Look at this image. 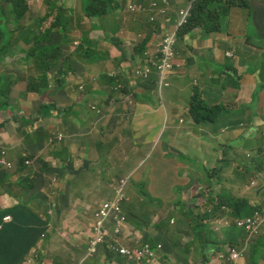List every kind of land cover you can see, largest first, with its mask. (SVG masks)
I'll list each match as a JSON object with an SVG mask.
<instances>
[{
  "label": "crops",
  "instance_id": "crops-1",
  "mask_svg": "<svg viewBox=\"0 0 264 264\" xmlns=\"http://www.w3.org/2000/svg\"><path fill=\"white\" fill-rule=\"evenodd\" d=\"M26 1L33 9L34 2ZM111 1L118 11L116 20L120 31L116 35L104 31L98 18L90 19L84 13L83 25L79 26L74 15L79 8L77 0H63L72 9L71 25L76 24L73 36L79 38L83 31H88L96 54L88 62L78 61V69L75 67V72L62 77L63 83L51 79L49 73L47 92L25 94L30 76L41 72V67L34 66L32 58L27 60L24 50L29 45L23 40L13 43L9 55L0 59V66L7 68L1 74L9 73L14 85L20 84L26 99V104L19 105L8 94L10 104L0 112L8 117L5 126H2L4 120H0L3 128L0 146L9 148L10 160L14 162L19 161L17 153H21L50 163L45 172H41L40 163L36 172L17 167L9 178L2 176L0 255L6 257L7 253V264H124L120 255L106 245L86 257L96 211L104 200L113 197L118 181L115 180L110 197H99L96 206L89 201L107 189L106 184L99 188L106 178L99 176V168L105 172V161H112L119 168L128 162L130 152L138 154L153 145L154 157L149 168L136 166L132 173L137 181L142 178L147 181L151 193L157 196L153 198L158 205L148 210L147 225L129 221L124 229L125 242L136 238L144 242L147 238L163 243L164 250H158L157 258L145 264H228L221 260L220 253H225L230 246L241 245L247 248L234 264H264V225L259 235L249 239L245 231L235 226L239 217L229 206L231 198H246L250 206L264 207V163L258 164L261 181L252 177L249 182L250 167L246 160L250 156H244V151L264 155L261 145L264 141L251 134L256 125L264 128V87L260 88L257 79V70L261 68L264 80V45L250 44L252 37L246 25L249 18L241 15L246 21L233 26L228 18L239 12H235L236 6L222 0L214 7L221 11L224 20L221 31L208 33L200 27L189 31L182 28L176 45L177 67L170 86L164 89V96L160 100L154 95L156 103L136 99L129 108L127 102L133 96L123 98L116 90L111 97L115 87L101 82V73L112 74L109 64L116 57L123 56L126 65L144 64L147 58L158 60L156 46L162 34L177 24L180 8L187 7L189 1L179 7L178 3L185 0H172L167 10L169 22H163L158 9L142 14L125 11L128 3L142 0ZM252 1L256 3L255 17L261 20L260 31L264 36V0ZM221 4L225 7L221 8ZM176 8L179 9L176 11ZM44 10L45 6L41 13ZM153 15L155 20H151ZM158 19L153 24L157 30L150 36L153 26L150 21ZM22 24H30L29 18L25 16ZM74 48L64 46L67 52ZM228 52L234 55L228 58ZM231 74L238 77L239 88L231 85ZM95 75H100V79L94 81ZM157 79L155 72L144 84L147 93L157 86ZM123 80L126 89L128 81ZM129 80L133 86V80ZM135 89L143 94L141 87ZM195 89L210 104L226 106L215 120L197 123L191 116L189 104ZM255 96L260 102L258 110L251 106ZM125 132L128 133L124 135ZM53 134L62 137L55 146H50L48 137ZM250 141L256 145H250ZM239 142L246 146L239 153L223 162L216 160L220 146ZM122 143L127 144L126 150L122 149ZM135 163L134 159L121 172ZM227 167L228 171L217 176ZM27 174L35 181L33 189L18 185ZM163 194L174 198L167 200ZM222 202L224 205L218 206ZM19 204H26L30 212L24 213L21 206L17 208ZM166 208L179 212L172 210L166 214ZM190 211L196 213L194 218H188ZM138 212H141L140 206ZM9 215L15 219L5 221ZM199 215H203L205 233L197 238L192 228ZM4 223L9 226L7 229L2 227ZM6 230L7 240H4Z\"/></svg>",
  "mask_w": 264,
  "mask_h": 264
},
{
  "label": "trees",
  "instance_id": "trees-1",
  "mask_svg": "<svg viewBox=\"0 0 264 264\" xmlns=\"http://www.w3.org/2000/svg\"><path fill=\"white\" fill-rule=\"evenodd\" d=\"M191 3V7L189 8V14L182 22V28L186 31L190 29L200 27L204 31L211 33L221 31L222 26L224 25V20L221 16V11L215 6L219 5L222 0H187ZM13 4V8H6L5 4ZM47 4L45 10L39 14L33 24H28V26H23L22 20L26 16V12L29 10L28 2L26 0H2L0 1V10H2L3 21L0 22V58L6 57L9 54V50L13 43L22 41L29 45L28 49H25L27 59H31L33 61L34 66H40L41 72L33 74L30 76L27 82V88L25 90V94L29 92L43 93L47 89L50 88V80L49 73L51 70L55 69L57 74H59L60 78H58L57 82L63 83L62 77L67 75L69 72H74L75 67L78 69L77 63L78 61L88 62L91 59L95 58L96 51L93 49V41L90 38V33L88 31H83L82 36L76 38L73 36V28L76 27V24L71 25L73 22L72 19V9L67 7L63 0H44ZM79 8L75 10L74 15H79L82 17V13L90 19L94 17L99 19L100 25L103 27L104 31H108L107 26L105 25L106 16L102 13V9L104 6L113 4L114 1L111 0H77ZM227 4L229 6H251L252 3L249 0H227ZM225 6L221 5V8ZM13 18V22L16 23L17 27L15 29H9L6 20L8 18ZM10 18V19H11ZM78 19V17H77ZM79 20V19H78ZM82 20V18H81ZM81 20H79V25L82 26ZM117 24V23H115ZM117 26L114 25V28ZM181 28V29H182ZM34 33L35 35L30 38L29 34ZM182 34V32L179 31ZM109 39V37L107 36ZM179 40V38H178ZM178 40L175 45H177ZM75 46L72 52H67L64 50V46ZM159 57V56H157ZM62 63V66H58ZM153 73H157L159 77V73L156 71L155 65H152ZM257 79L260 84V88L264 87V81L261 78V68L257 70ZM0 112L6 108L10 104L11 98L6 94L4 87L2 85L4 76L0 74ZM100 79V75L97 76ZM127 80V86L130 84V80L127 78L118 79L113 74H103L101 73V82L107 84H113L114 90L111 97H114L116 93V89L121 90L122 86H125V81ZM133 86L144 87L140 84V82L133 80ZM149 96L143 95L141 92L134 91L132 93L133 99L136 102V99H143L150 103H156L154 101V95L158 99H162L164 96V92L160 93L158 90V86L152 88L149 91ZM226 108L223 103L210 104L205 96L202 95V92L198 89H195L192 93L189 111L195 122L201 123L206 121L215 120L221 111ZM126 115H129L127 113ZM3 123L8 121L7 115L3 116ZM2 125V124H1ZM0 125V129H3ZM48 142L50 146H55L58 143V136L53 134L48 137ZM0 155L4 154V151L7 153H11L8 147L0 146ZM28 158H32L29 156ZM41 165V172L46 171V166H50V163L44 160L43 158H37L36 165L32 168V172H36L37 168ZM15 164V163H14ZM13 164V165H14ZM19 168H22L23 171L26 169L25 165H23V158L19 161ZM1 174L6 175V177H10L12 175L11 171L2 170ZM53 180L56 178L53 177ZM35 181L27 174V176L18 183L19 186L32 188L34 187ZM224 205V202L218 204V206ZM250 202L246 198L240 199H232L229 206L232 207L233 214L238 216L239 218L245 215H251L255 209L250 206ZM21 206V210L24 213L30 212V210L26 207V204ZM262 210V208H259ZM126 218V214H123ZM188 218L191 219L194 214L190 211L187 214ZM199 220H194L195 225L192 228V232L195 237H200L204 232V224H203V215L198 216ZM15 219V217H13ZM19 218L16 219L15 224L18 222ZM6 223V222H5ZM2 225L4 229H7V224ZM7 227V228H6ZM1 232V231H0ZM2 234V232H1ZM0 234V236H1ZM124 233L122 232L119 236V240L122 244L127 246H134L135 244L128 241H124ZM207 238V236H206ZM205 238V242H208ZM146 241L151 242L153 245H156L153 241L145 238ZM4 240H7V230L5 234ZM242 242H245L242 241ZM212 244L214 242H211ZM237 248H241V250H246L245 246H237ZM7 252V251H6ZM229 249L227 251L220 253L221 260H226L228 264H234L235 261L241 259L239 257L237 260H233L229 258L228 255ZM7 257V253H6ZM6 257L0 255V264H7ZM127 262L129 263L128 258ZM152 260L146 261L151 262Z\"/></svg>",
  "mask_w": 264,
  "mask_h": 264
},
{
  "label": "rangeland",
  "instance_id": "rangeland-1",
  "mask_svg": "<svg viewBox=\"0 0 264 264\" xmlns=\"http://www.w3.org/2000/svg\"><path fill=\"white\" fill-rule=\"evenodd\" d=\"M28 1L34 2L33 9H31V6L29 5L30 10L26 12V17H28L29 22L31 24H33L35 22L36 18L39 16L41 11L43 10L44 6L47 7V4L44 2V0H42L40 3L37 0H28ZM249 1L252 3L251 6H247V7L236 6L235 12L238 10L239 13L233 14L231 17L228 18V21L230 23H232L233 26H239V25H241V22L246 21L244 18H241V15H246V18H249L248 24L246 23L247 29L249 31V36L252 37V42H250V44H252L256 47H260V46L264 45V36L261 34V31H260L261 30V20H258L255 17L256 9L254 7L256 6V3L252 0H249ZM186 4H187L186 0L178 3L179 7L180 6H186ZM114 5L115 4L104 6L102 9V13H104L106 16L105 25L108 28V32H111L113 35H116V32L120 31V27H119L118 22L116 20L118 11H117V9L114 8ZM221 5H223V4H221ZM189 7H190V5L188 4L187 7L180 8L179 14L181 17L186 13L187 8H189ZM8 8H13V4L9 2L8 6H6L5 9H8ZM178 9L179 8H176V11ZM142 13H144V10H138V11H136L135 14H142ZM77 17L79 20H81L79 15ZM179 20L180 19H178V21ZM1 21H3L2 10H0V22ZM6 23L8 24L9 29H15L17 27L16 23L13 22V18L7 19ZM115 23H117V24H115ZM153 24H155V23H152L150 25H153ZM114 25H116L117 27L114 28ZM177 25H178V22L174 27H172L170 30H168L167 32L162 34L160 41H159L158 45L156 46V51H157L156 57L159 56V57H157V59H160V50L162 49V44L164 42V39L167 36H169L172 33L177 31ZM23 26H25V25H23ZM26 26H28V25H26ZM77 29H81V28H77ZM156 30H157V25L151 26L150 36L155 34ZM77 33L80 34L79 32H77ZM34 35H35L34 33L29 34L30 38L33 37ZM170 41H171V37H169L165 41V45L163 47V50H166V51L170 50ZM262 49H264V47ZM232 53L231 52L226 53V57H228V58H229V56L232 57L234 55V52H232ZM6 57H7V55H6ZM252 59H253V56H252ZM27 60H29V59H27ZM256 60H257V58H256ZM155 61L156 60H151V59L147 58V60L144 64L138 65L136 63H133V64L128 63L126 65V60L124 59V62H123V56H121L120 59L118 57L113 58V60L109 64V69L111 70L112 74L114 76H116V78L122 79V78L126 77L127 79L136 80V81L140 82V84L143 87L146 88L147 86H144V84L152 79V75H153L152 65L154 64ZM6 70H7L6 67L0 66V74L2 71H6ZM99 71H102V69H100ZM95 73H98V71H96ZM123 73H125V76L122 75ZM51 75H52L51 79H53V80H58V78L60 77L59 74H57L55 69L51 70ZM230 78L232 81L231 85L234 88H239L241 83H240L238 77L234 74H231ZM3 80L4 81H3L2 85L4 87L6 94H12L13 100L15 103H17L19 105L26 104L25 103L26 99H25V96L23 94V90H22V87L20 86V84L17 83L15 86L14 82L11 79H9V73L6 74V72H4ZM135 87L136 86L129 85V86H127L126 89H124L122 84H121L122 89L118 90V88H117L116 90H118L119 93H122L121 96L123 98H126L129 95L132 96V93L134 91L139 90V89H135ZM142 90H143V95L149 96V94L147 93L146 90H144V89H142ZM47 91H48V89H47ZM47 91H45V92H47ZM135 103L136 102L134 101L133 98H132V100L127 102L129 108L131 106H133ZM259 104H260V102H259L257 96H255V101L253 100V102L251 103V106L254 107L256 110H258ZM239 112L241 113V111H239ZM3 119H4L3 116L0 115V120H3ZM6 123H4V125H2V126H5ZM262 126L263 125H256V127H254V131L251 134L260 136L259 139L264 141V128H261ZM119 128H120L119 130L123 129V127H119ZM127 133L128 132H125L124 135H126ZM128 136H129V134H128ZM128 136H126V141L129 143ZM231 144L232 145L229 147L220 146L218 148V150L216 152V156H215L217 161L223 162L225 160H228V159H230V157L234 153H239L242 149H244L246 147L243 143H240V142L239 143H231ZM249 144L250 145H256L255 143H253L251 141L249 142ZM261 145L264 148V144H261ZM121 147H122V149L126 150L128 146L126 143H122ZM152 150H153V145L150 146L149 148H143L138 154H133L130 152L129 158L127 159L128 162L123 163L121 165V167H119V168L116 167L112 161H108V160L105 161L104 162V163H106L104 165L105 172H103L102 169L99 168V170H100L99 176L100 177L105 176L106 178H105L103 184H101L99 186V188L106 184L107 189L103 194H100L98 196H94L93 199H91L89 202L91 204H93L94 206H96V202L99 201L98 200L99 197L108 198L113 194V192H114L113 187L115 184V180H116V183L118 181V183L116 184V186H117L121 182V179H126V183H125L124 188L126 191L127 201L124 203V211L126 210L125 214L127 216V224H130L129 221H135L137 223L147 225V223H148V220L146 219L147 218V212L149 209L154 208L158 205L157 201H155L153 198V197H157V196L156 195L153 196V194L151 193L150 187H149L148 183H146L147 181L144 178L140 179L139 181L136 180L134 174L132 173V169H134V167H136V166L138 168H142L144 166L149 168L150 162H151L152 158L154 157V155L152 154ZM247 154H249V156H250L246 160L249 164V167H250V173L247 174L249 176V182H250V179L252 177L260 179L258 164L264 163V155H261L257 152H253V151H251V152L244 151V156H246ZM26 156H29V155H26ZM17 157L19 160L24 158V156H22L21 153H17ZM39 159H40V157H39ZM134 159L136 161L135 165L128 166V167H126L125 170H123V172H121V169L123 167L127 166L128 164L132 163ZM103 160H105V158H103ZM228 170H229L228 167L225 168L223 171H221L220 174H217V176L222 175L224 173V171H228ZM1 171H2V167L0 166V172ZM2 176L6 177V175L0 173V181H3ZM117 177H119V178L116 179ZM6 178H8V177H6ZM260 181H261V179H260ZM192 184L193 183H191L190 185H192ZM31 189H33V188H31ZM163 197H165L167 200H171L174 198V196L170 195V194H163ZM139 206L141 208L140 213L138 212ZM19 207L20 206L18 205L17 208H19ZM166 210H167L166 214H168L172 210H174L173 212H179L177 209H173V208H170V209L166 208ZM200 212H202V211H200ZM194 216H196V213ZM194 216H192V218H194ZM100 246H102V245L101 244L96 245L97 248H99ZM90 256H92V254L89 251H87L86 257H90ZM120 257L124 260V264H128V262L126 261V259L123 256H120Z\"/></svg>",
  "mask_w": 264,
  "mask_h": 264
},
{
  "label": "built area",
  "instance_id": "built-area-1",
  "mask_svg": "<svg viewBox=\"0 0 264 264\" xmlns=\"http://www.w3.org/2000/svg\"><path fill=\"white\" fill-rule=\"evenodd\" d=\"M150 7L148 9H158L160 13H166V8H160L157 0H149ZM166 5H169V0H163ZM126 10H130L132 12L138 10H146V6L143 2L139 5L137 4H129ZM189 14V9L186 10V13L180 18L179 23L177 25V31L167 36L164 39L162 44V49L160 50V59L157 64V69L160 74V85H167V79L170 76L174 68V57L176 54L175 44L178 40V28L185 20V18ZM168 20L167 18H165ZM151 20H155V16H151ZM171 37L170 41V50H163L165 45V41ZM97 80V78H93ZM61 138V136H60ZM31 160V159H30ZM26 160L27 164H30L31 161ZM0 164L5 168L13 167L14 163L8 159L7 152L4 151V154L0 158ZM125 183V181H122ZM125 200V193L123 191V185L116 189L114 196L104 201L100 207L96 211V220L92 227V236L89 240V248L88 251L91 254H94L98 248L96 245H104L108 244V246L120 253L125 258H128L131 264H144L146 261L153 260L157 256V250L163 247L162 243L157 244V246H153L151 243L146 242L144 244L134 246H127L120 242L119 236L122 233L123 226L125 223V216L122 211V203ZM7 220H11L12 216L9 215L6 217ZM264 216L261 212L257 211L251 217L246 219L238 220L237 225L241 228L246 229L248 232L256 233L258 232L259 226L263 222ZM243 250L241 248L232 247L229 250V258L233 260H237L242 256Z\"/></svg>",
  "mask_w": 264,
  "mask_h": 264
},
{
  "label": "clouds",
  "instance_id": "clouds-1",
  "mask_svg": "<svg viewBox=\"0 0 264 264\" xmlns=\"http://www.w3.org/2000/svg\"><path fill=\"white\" fill-rule=\"evenodd\" d=\"M0 1H2V0H0ZM145 1H146V3H145ZM158 1V3H159V7L160 8H166L167 10H168V7L170 6V4L172 3V0H169V5H166L165 3H164V1L163 0H157ZM142 2L144 3V5L146 6V10H144V13L145 12H148V11H150V9H148L149 7H150V1L149 0H142ZM141 2H139V3H136V2H130V3H128L127 4V6L125 7V11H129L130 13H136V11H134V12H132V11H130V10H126L127 8H128V6H129V4H137V5H139ZM189 5H190V7H191V3L189 2ZM188 6V5H187ZM189 7V8H190ZM189 8H187V9H189ZM160 13V12H159ZM161 15H162V20H163V22H169L170 20L168 19V13L166 12V13H160ZM155 16V15H154ZM165 18H167L168 20H166ZM181 18V16H180V14H179V19ZM155 19H156V16H155ZM160 19H158L157 21H150V23L152 24V23H157L158 21H159ZM178 23H179V21H178ZM181 28H182V24L179 26V28H178V38H179V31L181 30ZM175 51H176V46H175ZM176 54H177V52H176ZM176 54H175V57H174V68H173V70H172V72L170 73V76H169V78L167 79V85H160V74H159V77H158V79H157V86H158V90H159V92L160 93H162V92H164V89L166 88V87H168V86H170V79H171V76H172V74L175 72V70H176V67H177V62H176ZM9 55V54H8ZM5 58V57H4ZM26 58H27V55H26ZM1 59V58H0ZM159 63V59L158 60H156L155 62H154V64L153 65H155V67H156V71L159 73V71H158V69H157V64ZM75 72V71H74ZM98 75H95V76H93V78H97V80H99L98 79V77H97ZM92 78V79H93ZM94 80V79H93ZM94 81H96V80H94ZM81 89H83V86H81L80 87ZM9 96V95H8ZM98 112H101V110H99ZM57 136V135H56ZM60 136L62 137V135L60 134L59 136H58V141H60L61 140V138H60ZM1 156L2 155H0V158H1ZM7 156H8V159L10 160V157H9V153H7ZM29 156H24V158H23V165H25V167L26 168H33L35 165H36V163H37V158H35V157H33V156H31L32 158H28ZM31 159V160H30ZM26 160H30L31 161V163L30 164H27L26 163ZM10 161H12V160H10ZM20 161V160H19ZM19 161L18 162H14V161H12L13 163H15L14 164V166L13 167H11V168H5L4 166H2L1 164H0V166L2 167V170H8V171H12L13 169H15V168H19ZM125 181V183H126V179H121V182L119 183V185H118V187H120L121 185H123V191H124V193H125V200L123 201V203H122V211H123V214H125L124 213V203L127 201V196H126V191H125V183H123L122 181ZM254 183V182H253ZM117 187V188H118ZM116 188V189H117ZM116 189H115V192H116ZM115 194V193H114ZM114 196V195H113ZM111 199V198H110ZM107 200H109V199H107ZM104 201H106V200H104ZM103 201V202H104ZM102 202V203H103ZM101 203V204H102ZM100 204V205H101ZM100 207V206H99ZM255 208H257V209H255V211L251 214V215H245V216H242V217H240V218H238L237 220H236V222H235V226L237 227V228H240L241 230H243V231H245L246 233H247V237L250 239L251 237H254V236H257V235H259L260 233H261V229H262V226L264 225V219H263V222L261 223V225L259 226V229H258V232H256V233H250V232H248L246 229H244V228H241V227H239L238 225H237V222H238V220H242V219H246V218H248V217H251V216H253L254 214H255V212H257V211H259V212H261L262 214H263V216H264V207H259V206H256ZM259 208H262V210L261 209H259ZM12 216V215H11ZM126 218V217H125ZM12 219H13V216H12ZM5 221H9V220H7L6 218H5ZM126 222H127V218H126V220H125V223H124V226H123V230H122V232L124 233V229H125V224H126ZM91 236H92V229H91V235H90V238H91ZM125 236V235H124ZM42 237H44V233L42 234ZM90 238H89V240H90ZM130 242H132V243H134V244H138V245H141V244H144V243H146V242H149V241H144V242H140V240L138 239V238H136V239H130L129 240ZM149 243H151V242H149ZM159 243H161V242H155V244L156 245H153L152 243V245L153 246H157V244H159ZM163 244V243H162ZM104 245H106L109 249H111L109 246H108V244H104ZM232 247H237V246H230V247H228V249L230 250V248H232ZM88 248H89V241H88ZM111 250H113V249H111ZM158 250H164V245H163V247L161 248V249H158ZM158 250H157V252H158ZM88 251V250H87ZM98 251V250H97ZM96 251V252H97ZM113 251H115V250H113ZM95 252V253H96ZM118 255H120V256H122L120 253H118L117 251H115ZM245 252V250H243V253ZM94 253V254H95ZM243 253H242V255H243ZM94 254H92V256L94 255ZM228 255H229V252H228ZM124 257V256H123ZM219 257H220V255H219ZM125 258V257H124ZM156 258H157V256H156ZM126 259V258H125ZM154 260V259H153ZM126 261H127V259H126ZM130 263V262H129ZM131 264V263H130ZM145 264V263H144Z\"/></svg>",
  "mask_w": 264,
  "mask_h": 264
}]
</instances>
